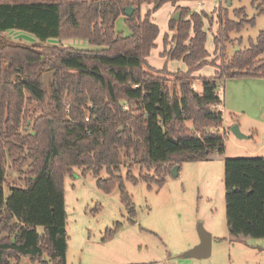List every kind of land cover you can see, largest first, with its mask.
I'll return each mask as SVG.
<instances>
[{"label": "trees", "instance_id": "trees-1", "mask_svg": "<svg viewBox=\"0 0 264 264\" xmlns=\"http://www.w3.org/2000/svg\"><path fill=\"white\" fill-rule=\"evenodd\" d=\"M144 1L154 7L143 16ZM165 1L0 0V264H20L23 257L67 264L65 181L75 167L94 173L107 192L118 185L133 223L136 206L117 173L123 166L129 180L161 188L175 165L224 152L225 119L210 105L223 101L222 80L264 77V30L250 47L229 54L230 32L253 19L243 16L244 8L235 10L239 20L227 12L224 19L220 8L216 54L209 58L207 13L184 6L178 20L170 19L176 32L165 36L172 45L164 54L187 68L153 71L145 65L160 28L151 15ZM128 6L135 8L129 16ZM120 17L128 34L117 31ZM10 29L43 42L80 37L102 48L56 45L46 52L42 43L12 40ZM208 63L216 65L213 76L194 75ZM225 170L231 239L264 238V156L226 157ZM8 180L15 185L6 197Z\"/></svg>", "mask_w": 264, "mask_h": 264}, {"label": "rangeland", "instance_id": "rangeland-1", "mask_svg": "<svg viewBox=\"0 0 264 264\" xmlns=\"http://www.w3.org/2000/svg\"><path fill=\"white\" fill-rule=\"evenodd\" d=\"M184 6L189 7L191 12L207 13L204 28L208 36L206 47L211 53L209 58L216 54L214 34L221 24L220 8H223L224 19L227 12L230 18L239 20L235 14L239 8L245 9L244 17L253 19V22L246 21L241 30L230 32L232 39L226 44L229 54L250 47L264 30V0H167L151 15L160 33L145 68L155 71L166 65L172 72L187 68L183 59H173L164 54L172 45L166 42L165 36L171 39L176 32L170 26V19L179 14L180 18ZM153 7V2L144 1L142 15ZM117 31L128 34L124 17L118 18ZM7 35L25 44L42 43L46 52L56 45L82 50L102 48L80 37H54L43 42L34 34L18 29H10ZM216 72V65L208 63L196 69L194 75L213 76ZM257 80L264 84V77ZM235 81L230 78L219 84L224 102V125L228 128L224 152L215 150L209 160L184 162L179 174L171 171L161 188L155 182L149 186L144 180H129L124 166L117 172L125 178L126 189L136 206V221L133 223L129 220L130 214L122 202L118 185L111 192L101 189L97 186L98 177L91 171L85 172L83 167H75L73 173L67 175V264H264V238L253 236H241L243 239L234 237L231 242L213 240L208 257L183 255L201 241L198 233L200 224L220 237H225L229 231L226 220L225 158L264 156V111L254 116L240 111L237 113L239 116L234 118V112L225 109V93L230 89L226 85ZM241 83L245 87L250 81ZM197 85L198 81L194 84L195 89ZM234 123H239L242 132L247 135L253 129L257 132L252 137L238 138L230 132ZM101 175L104 178L109 176L106 168ZM14 185L11 180L5 184L6 197ZM110 229L114 230L113 234L108 233ZM21 260L20 264H33L26 257Z\"/></svg>", "mask_w": 264, "mask_h": 264}, {"label": "crops", "instance_id": "crops-1", "mask_svg": "<svg viewBox=\"0 0 264 264\" xmlns=\"http://www.w3.org/2000/svg\"><path fill=\"white\" fill-rule=\"evenodd\" d=\"M235 83H230L226 86H228L229 92L225 93V109L227 112H234V115L237 117L239 114L238 112L242 111V113L245 114H251L256 115L264 111V84L259 82V78L255 77H247V78H234ZM250 81V83H247V86H243L245 84H242L241 81ZM198 91H202V85L198 83ZM220 93V91H219ZM223 99V98H222ZM223 102V101H222ZM224 103V102H223ZM226 127V125H224ZM227 128V127H226ZM231 128V127H230ZM257 132L256 129H253L251 133H248L252 136ZM212 237H214L213 240H228L229 242L232 241L229 231L225 237H220L219 234H212ZM242 238V237H241ZM240 238V239H241ZM243 239V238H242ZM198 242V241H196ZM201 242V241H200ZM199 242V243H200ZM197 243V244H199ZM195 244V243H194Z\"/></svg>", "mask_w": 264, "mask_h": 264}, {"label": "water", "instance_id": "water-1", "mask_svg": "<svg viewBox=\"0 0 264 264\" xmlns=\"http://www.w3.org/2000/svg\"><path fill=\"white\" fill-rule=\"evenodd\" d=\"M135 8L133 6H128L126 8V15H132L134 12ZM180 15V14H179ZM178 16L173 17L174 20H178ZM52 75L51 72H46L45 73V83H48L49 77ZM230 132H233L235 136L238 138H248L251 137L250 134H245L242 132L240 128L239 123H234L231 125ZM180 170V165H175L171 171L173 174L178 175ZM199 237L201 238V242L194 247L188 249L187 251L184 252L183 255L186 257H196V258H201V257H208L211 255V250H212V243L214 237H212V233L206 229V227L203 224H200V227L198 229Z\"/></svg>", "mask_w": 264, "mask_h": 264}, {"label": "built area", "instance_id": "built-area-1", "mask_svg": "<svg viewBox=\"0 0 264 264\" xmlns=\"http://www.w3.org/2000/svg\"><path fill=\"white\" fill-rule=\"evenodd\" d=\"M218 91H220V90H218ZM219 95L221 96V92L219 93ZM223 104H224L223 102H220V103L218 102V103L211 104L210 107H212V109H220L222 111V113H223V110H222ZM221 129L223 131L225 130V132L228 131V128H226L224 126Z\"/></svg>", "mask_w": 264, "mask_h": 264}]
</instances>
